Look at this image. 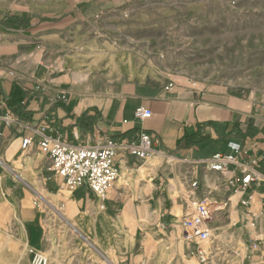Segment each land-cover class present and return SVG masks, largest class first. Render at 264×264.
<instances>
[{
	"label": "crops",
	"instance_id": "obj_1",
	"mask_svg": "<svg viewBox=\"0 0 264 264\" xmlns=\"http://www.w3.org/2000/svg\"><path fill=\"white\" fill-rule=\"evenodd\" d=\"M4 12L0 7V114L21 123H0V264H29L30 249L49 254L50 264H70L71 243L81 245L82 264L86 256L93 264L174 259L181 220L205 197L226 205L210 224L214 232L222 229L221 242L235 244L244 258H257L264 242V185L241 191V169L214 172L202 161L228 153V143L238 141L243 146L238 160L256 159L264 178L263 94L146 75L113 78V69L100 75L93 65L81 64L79 51L23 42L24 30L10 24L19 15ZM14 84L24 96L9 110ZM142 106L152 118H135ZM41 128L73 145L109 137L133 142L147 132L154 151L142 161L119 151L118 180L101 199L86 186L67 188L38 145L35 130ZM192 134L206 138L178 146ZM28 136L34 142L24 151ZM86 245L96 255L86 253Z\"/></svg>",
	"mask_w": 264,
	"mask_h": 264
},
{
	"label": "rangeland",
	"instance_id": "obj_2",
	"mask_svg": "<svg viewBox=\"0 0 264 264\" xmlns=\"http://www.w3.org/2000/svg\"><path fill=\"white\" fill-rule=\"evenodd\" d=\"M0 7L19 15L10 24L24 30L23 42L80 52L81 64L97 74L113 69V78L146 75L264 95V0H0ZM178 229L176 258L159 255L148 264H264V242L257 258H244L235 244L221 242L222 229L202 244V262L196 242ZM70 247V264H82L81 245ZM84 263L93 261L86 256Z\"/></svg>",
	"mask_w": 264,
	"mask_h": 264
},
{
	"label": "built area",
	"instance_id": "obj_3",
	"mask_svg": "<svg viewBox=\"0 0 264 264\" xmlns=\"http://www.w3.org/2000/svg\"><path fill=\"white\" fill-rule=\"evenodd\" d=\"M1 111V107H0ZM135 118L145 121L153 117V112L146 107L136 109ZM0 123L6 126L20 124L18 118L10 114L1 115ZM38 145L42 152L49 156L52 162V170L64 180L70 190H76L83 186L98 198L104 199L106 192L118 180L119 172L115 165V159L119 151H125L136 157L138 160L147 159L154 151V144L151 135L142 132L138 139L133 142H119L113 138H107L104 142L95 145H73L60 137H52L46 133V128L36 129ZM1 136V132H0ZM33 137H25L22 141L24 151L33 145ZM228 153H215L208 159L202 161L214 172H229L231 168L241 169L243 176L237 180L241 191H247L252 185H264V178L256 168V159L250 162H241L238 155L243 152V146L238 141L228 143ZM234 184V181H230ZM198 182H191L193 189L198 188ZM222 204L210 197L193 202L189 212L181 220L183 235L189 241H195L197 248L195 255L202 261L208 260V254L202 244L210 241L213 237L211 222L216 215L221 213L217 205ZM31 264H50L49 256L36 249H30Z\"/></svg>",
	"mask_w": 264,
	"mask_h": 264
},
{
	"label": "trees",
	"instance_id": "obj_4",
	"mask_svg": "<svg viewBox=\"0 0 264 264\" xmlns=\"http://www.w3.org/2000/svg\"><path fill=\"white\" fill-rule=\"evenodd\" d=\"M24 92L16 84L12 86L11 93L7 100L6 106L9 110H16L18 105L22 103ZM198 134L186 135L179 139L178 146L193 145L195 143H201L206 137L197 138Z\"/></svg>",
	"mask_w": 264,
	"mask_h": 264
},
{
	"label": "bare ground",
	"instance_id": "obj_5",
	"mask_svg": "<svg viewBox=\"0 0 264 264\" xmlns=\"http://www.w3.org/2000/svg\"><path fill=\"white\" fill-rule=\"evenodd\" d=\"M216 207H218V209H220L219 211H222L224 208H222L223 207V205L222 204H219V205H217Z\"/></svg>",
	"mask_w": 264,
	"mask_h": 264
}]
</instances>
